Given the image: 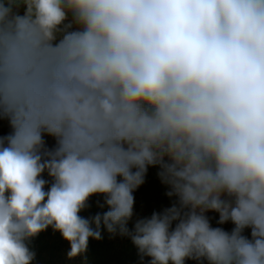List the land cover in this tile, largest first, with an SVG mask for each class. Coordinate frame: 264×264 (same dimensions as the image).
<instances>
[{"label": "clouds", "instance_id": "9594fccd", "mask_svg": "<svg viewBox=\"0 0 264 264\" xmlns=\"http://www.w3.org/2000/svg\"><path fill=\"white\" fill-rule=\"evenodd\" d=\"M0 116V264H31L25 241L48 226L69 259L101 220L127 232L156 164L178 206L135 225L150 264H264V0H0ZM93 194L109 207L96 230L79 215Z\"/></svg>", "mask_w": 264, "mask_h": 264}, {"label": "trees", "instance_id": "16d2710c", "mask_svg": "<svg viewBox=\"0 0 264 264\" xmlns=\"http://www.w3.org/2000/svg\"><path fill=\"white\" fill-rule=\"evenodd\" d=\"M13 12L19 15H24L25 6L23 4L13 6ZM64 23H72L73 27L68 29V31L76 30L79 27L74 23L70 12L68 14V19ZM61 27H63V25ZM62 35L63 32H58L56 34V40L59 41ZM13 133L14 129L10 124L9 118L6 116H0V137H7ZM42 139L44 142L43 148L41 149L42 153L54 152L58 147L57 137L48 134L46 131L42 132ZM43 158L46 159L47 157L45 156ZM164 162L170 163L171 161L165 156ZM132 171L135 172L137 169L133 168ZM162 171L163 168L160 164L147 166V171L143 176V183L134 189L132 193L134 196L133 214L127 221V232H122L119 225L115 227L114 232H109L105 227L103 220H101L99 231L101 229H106V231L110 233L111 239H106L102 235L99 240L90 237L91 240L87 245L88 256L82 258L80 260L81 263L71 264H150L151 257L142 255L139 252V249L132 241V236L135 234V225L138 221L151 218L153 213L162 214L165 209H168L173 205L178 206V198H176L175 194L172 196L167 195L169 191H172V188L171 185L165 182L160 175ZM41 178L47 181L44 186V190L47 192L53 183V178L49 176L47 170L41 174ZM122 179V177H117L118 182L122 181ZM221 198L234 205V200L227 199L223 195ZM105 201L106 197L104 194H93L88 198L85 207L79 213L80 216L84 215L81 216L82 218L88 219L91 222V227L94 230H96V225L93 222V218L97 214H100L101 217H103V214L109 210ZM205 215L213 228H222L224 231L231 233L235 227L231 220L221 224L218 223L219 218H217V222L214 223L210 210L207 211ZM175 224L176 222H173L172 228L175 227ZM52 227L53 226H48L45 230L33 237L34 245H36L39 253L47 250V253L50 258H52L53 262H57L56 264H66L62 261L61 249L66 245L67 240H65L61 234V244H52L50 240ZM242 235L251 239V228H245ZM29 245L28 248L32 251V246ZM60 256L61 261L59 262L56 258H60ZM185 264H208V262L207 260L197 261L194 259H186Z\"/></svg>", "mask_w": 264, "mask_h": 264}, {"label": "rangeland", "instance_id": "374dc122", "mask_svg": "<svg viewBox=\"0 0 264 264\" xmlns=\"http://www.w3.org/2000/svg\"><path fill=\"white\" fill-rule=\"evenodd\" d=\"M223 196L227 199L235 200L234 197H230L227 194H223ZM176 198H178V197L176 196ZM210 213H211V216L213 218V222L216 223L217 218H219V213L216 211H213V210H210ZM81 216H84V215H81ZM100 232H101V235L103 237H105L106 239H111V235L109 232L106 231V229H101ZM91 238H89V241L91 240ZM61 239H62L61 233L58 230H55L54 227H52V234H51V238H50L51 243L54 245L61 244V241H62ZM89 241H88V243H89ZM25 243L27 244V246L30 244L29 246H32L31 252L35 253L34 259L32 260L31 264H56L57 263V262H53L52 258H50V256L48 255L47 250L41 251L40 253L38 252L36 245H34L33 237L28 239L27 241H25ZM61 250H62L61 251L62 252V255H61L62 261L66 264L81 263L80 260L82 258H85L88 256L87 255L88 250H86L85 253L78 255L75 258L69 259L67 256V253L70 251V243L68 241H67L66 245H64L62 247ZM61 256H60V258H58V257L56 258L59 262L61 261Z\"/></svg>", "mask_w": 264, "mask_h": 264}]
</instances>
